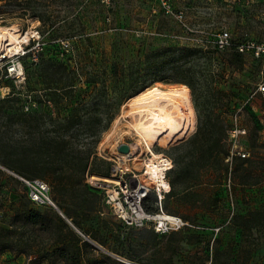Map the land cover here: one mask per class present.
<instances>
[{"label":"rangeland","instance_id":"obj_1","mask_svg":"<svg viewBox=\"0 0 264 264\" xmlns=\"http://www.w3.org/2000/svg\"><path fill=\"white\" fill-rule=\"evenodd\" d=\"M177 4L185 2L178 0ZM186 6L189 27L159 12L154 0H116L109 8L100 0H18L16 5L8 4L16 12L2 15L0 24H16L22 32L33 29L39 33L18 55L0 59V98L12 97L0 101V155L17 169L0 163V222L17 223L16 233L27 250L49 248L52 237L39 226H22L21 213L30 209L47 211L53 229L60 213L50 202H33L30 186L22 178L47 182L48 196L58 207L63 206L59 207L63 213L66 196L72 202L80 199V192H90L89 198L97 210L83 219V226L100 228V234L106 233L111 246L115 245L117 226L134 240L144 231L124 227L105 204L103 190L91 182L111 175L113 162L101 156L99 149L124 104L142 85L159 83L165 88L186 86L195 122L190 132L168 145L156 143L154 150L173 156L188 153L187 140L198 128V113L208 114L216 108L224 111L225 128L239 112V123L247 129L242 141L250 150L253 164L246 176L234 171L229 181L223 169L227 160H214L213 166L200 169L204 159L187 157V161H197L194 171L200 170L207 183L198 191L193 189L190 203L172 199L166 207L206 226V231L196 233L206 239L205 243L196 239L186 242L181 236L152 242L143 237V242L158 247L172 239L178 241L179 252L163 257L172 264H183L190 256L202 254L204 246L211 248L213 244L227 250L221 257L223 264H258L246 263L245 249L253 251L259 247L264 240V225L249 232L233 226L231 220L236 213L264 209V95L257 91L264 80V56L245 54L244 66L235 69L228 60L231 51L218 54L209 40L221 28L228 29L236 41L264 40V0L243 9L200 0ZM28 10L35 15L30 17ZM114 62L119 64V77L113 73ZM13 64H21L23 74L10 72L8 67ZM66 83L74 84L73 88L66 89ZM261 126L263 130L258 131ZM122 130H127V126L123 125ZM124 133L107 143L105 156L114 157L112 151L121 143L137 141L136 135ZM176 145L178 149L173 147ZM89 150L93 152L90 167L84 173L75 172L78 185L66 190V165L76 162L80 170ZM147 156L141 155L132 168L140 169ZM239 163V159H234L233 168ZM88 170L93 174L87 175ZM170 175L177 176L173 172ZM244 181L250 184L242 186ZM56 184L59 190L54 188ZM104 219L111 222L108 232L103 229ZM37 257V253L27 256L17 249L6 250L0 253V264H51L45 259L35 260ZM145 257L153 259V249ZM54 264L64 263L58 260Z\"/></svg>","mask_w":264,"mask_h":264},{"label":"trees","instance_id":"obj_2","mask_svg":"<svg viewBox=\"0 0 264 264\" xmlns=\"http://www.w3.org/2000/svg\"><path fill=\"white\" fill-rule=\"evenodd\" d=\"M18 0H0V17L2 15L12 14L16 12L8 7V4L16 5ZM30 17H33L35 12H31L28 10L27 12ZM26 13V14H27ZM39 20L42 21L43 18L41 16ZM55 46V45H53ZM215 49V48H214ZM215 51L220 52L217 49ZM229 51V50H228ZM231 57L228 59L235 67V69H241L244 66V55L231 49ZM64 53V52H63ZM56 61V59H55ZM59 65H64L61 62H56ZM66 71L69 70V64H66ZM119 64L118 62H114L113 73L116 77H119ZM214 82H220L219 80H214ZM189 86L192 87V84L187 82ZM72 83H66V89L73 88ZM149 87L146 85H142L141 89L137 90L134 94L141 92L145 88ZM264 95V94H263ZM130 96V97H131ZM12 97L9 95L4 98H0V101L6 102L9 101ZM211 110V111H210ZM208 114L201 115L198 113L199 124L197 130L193 133V135L187 140V143L190 145V150L188 153L182 156H173L174 167L169 173V179L171 184V192L173 190L177 191L183 197L189 196L191 193H195L193 188L199 184L207 183L204 178V174L199 170L197 172L194 171V165L196 162L193 160L187 161V157L192 159L198 158V161L205 162L200 165V169H204L207 166L211 165L212 161H217L218 159L227 160L230 156V148L228 142V128L231 125V121L228 123L227 128H225L223 121L224 111L218 110L216 108L210 109ZM232 119V118H231ZM262 126L258 128V131H261ZM178 149V145L173 146ZM93 152L91 150L85 152V157L83 158V164L81 169L78 170V165L76 162L73 164L66 165V190L75 189L76 185H78V180H76L75 172L84 173L90 167V159ZM74 159V158H73ZM234 159H239L240 163L236 168H233ZM0 163L14 169L17 171L13 164L9 163L7 159L3 158L0 155ZM67 164V163H66ZM246 164V166H243ZM253 161L251 158H240L233 157L232 161H227L226 164H223V169L227 172L228 180L232 179V174L235 171L237 175L246 176L249 173V169L252 167ZM1 171V170H0ZM19 172V171H18ZM177 174L174 178H171V173ZM90 170L87 171V175H89ZM241 173V174H240ZM93 174V173H92ZM53 175V174H52ZM44 176V174H42ZM190 176H194L193 179H189ZM189 181H191L189 183ZM214 184V183H213ZM235 184V182H234ZM248 182H241L242 186H247ZM255 184V183H254ZM59 185L56 184L54 188L59 190ZM90 188H92L90 186ZM169 193V194H170ZM167 196V199L169 197ZM80 199L74 200L70 202L66 196V210H64L65 216L71 220V222L75 225L73 227L66 218L61 215H57V223H55V228H51L49 226V219L47 217V211H40L38 209H30L22 214V222L21 225H36L39 226L40 230L44 233H47L50 237H52V242L49 248L45 250H35L33 252L27 250L25 248V242L21 239L15 230L16 222L13 220L1 221L0 222V253H3L6 250H19L20 253H24L27 256H31L34 253L38 254V257L35 260H47L51 264H54L56 261L61 260L64 264H172V262L168 263L169 260L164 259V255L166 253L177 254L179 252L178 241L171 240L166 244L155 247L156 244H147L143 242V237H149L150 242L154 241V239L160 238L164 240V238H172L175 236H181L184 238L186 242L193 241V239L201 242L203 236L201 234H196L199 232H204L208 229L206 226L201 225L199 223L192 222L188 218L183 217L186 221L193 224L194 227L186 226L185 228L177 231H171L166 234L158 233L154 230L153 227L146 226L144 231L140 233L137 239H133L131 235L125 236L124 232L121 231L120 226H117L116 231L117 234H114L115 245L111 246L108 243V237L105 234H100L99 229L91 230L90 228H84L83 219L87 218L90 213H93L97 210L96 205L89 198L90 192H80ZM91 195H93L91 193ZM195 195H198L197 193ZM183 197V198H184ZM167 199L165 201V208L167 210ZM59 204V203H58ZM59 207L63 209V206L59 204ZM169 213L177 214L173 211L167 210ZM181 216V215H180ZM115 217V216H114ZM116 218V217H115ZM233 226L240 228L241 230H248L249 232L253 229H257L258 227L264 225V209H254L249 211L248 213H236L232 217L231 220ZM108 220H103V229L108 232L109 229ZM124 227H126L123 224ZM134 228V227H127ZM20 238V239H19ZM218 240L216 239V242ZM102 247L103 250L107 251L109 254L103 252L98 249V247ZM154 245V246H153ZM155 247V248H154ZM153 249V254L155 257L150 259L145 257V253L149 250ZM248 254L245 258V261H248L251 249H245ZM227 252L225 249L218 247L213 244L210 248V245L207 247L204 246V252L195 254L196 256H190L183 264H223L222 256L223 253ZM160 255V257H159ZM117 257L114 258V257ZM122 257L124 259H122ZM235 258V257H234ZM127 261V262H125Z\"/></svg>","mask_w":264,"mask_h":264},{"label":"built area","instance_id":"obj_3","mask_svg":"<svg viewBox=\"0 0 264 264\" xmlns=\"http://www.w3.org/2000/svg\"><path fill=\"white\" fill-rule=\"evenodd\" d=\"M100 1L109 8L116 0ZM181 1L185 2V5H178V0H154L159 12L175 19L181 26L189 27L185 17L188 8L186 4L195 0ZM200 1L208 3L218 1L232 8L243 9L251 3L260 0ZM209 41L220 52L233 49L243 55L249 54L254 58L264 56V40L258 41L252 38H244L236 41L233 39L232 33L226 28H221L218 32H214ZM8 70L10 72H19V70H22V66L21 64H13L8 67ZM257 91L264 94V80L258 84ZM238 114L239 112H236L232 116L231 125L227 131L230 148V156L227 161L229 162L232 161L233 157L251 158L250 150L242 141L247 134V129L239 123ZM164 157L170 160L171 166L163 165L162 173L157 175L155 179L148 172L149 165L145 161L140 169L125 168L120 165L122 161L120 157L115 156L113 160H110L113 162L111 175L109 176L110 182H106L105 178L102 181L94 180L93 183L91 182L92 186L103 190L105 204L109 207L111 213L126 227L142 228L150 226L161 234L181 230L186 226L194 227L182 216L169 213L165 208V201L171 192L169 173L174 167V161L169 154H165ZM22 180L30 186V197L33 202L38 204L54 203L48 196L50 187L47 182L42 179L28 180L22 178Z\"/></svg>","mask_w":264,"mask_h":264},{"label":"bare ground","instance_id":"obj_4","mask_svg":"<svg viewBox=\"0 0 264 264\" xmlns=\"http://www.w3.org/2000/svg\"><path fill=\"white\" fill-rule=\"evenodd\" d=\"M38 34L33 29L22 32L16 24H0V59L18 55L24 50V45ZM19 71L23 74V70ZM157 84H151L128 99L99 149V154L109 160L120 157V165L125 168H132V164L147 153L148 158L144 161L154 179L162 173L163 165L171 166V162L164 157L165 153L154 150L153 146L156 143L170 144L190 132L195 122L186 86L165 88ZM123 125L127 130H122ZM124 131L137 136V141L126 142L130 146L129 152H121L116 147L112 151L114 157L105 156L107 143ZM105 181L110 182V177L107 176Z\"/></svg>","mask_w":264,"mask_h":264},{"label":"crops","instance_id":"obj_5","mask_svg":"<svg viewBox=\"0 0 264 264\" xmlns=\"http://www.w3.org/2000/svg\"><path fill=\"white\" fill-rule=\"evenodd\" d=\"M204 184H206V183H202V184H199V185H197L196 187H194L193 189H195V191H198L197 189L199 188V187H201L202 185H204ZM223 185H227V184H223ZM184 197V196H183ZM182 196H181V194L180 193H178L176 190L174 191L173 190V192L172 193H170L169 194V197H168V199H167V203L170 201V200H172V199H181L182 201H184L186 204L187 203H190L191 201H190V199H189V196H185L184 198H183ZM173 212H175V211H173ZM176 213V212H175ZM178 215H180V214H178ZM250 261V263H252V262H257L258 264H264V240L262 241V242H260V245H259V247L258 248H256V249H254L251 253H250V256H249V258H248V261H246V263H248Z\"/></svg>","mask_w":264,"mask_h":264},{"label":"water","instance_id":"obj_6","mask_svg":"<svg viewBox=\"0 0 264 264\" xmlns=\"http://www.w3.org/2000/svg\"><path fill=\"white\" fill-rule=\"evenodd\" d=\"M118 150L119 151H121V152H129V150H130V146H129V144H127V143H121V144H119V146H118ZM53 206L56 208V209H58V211H59V213H60V215L62 216V217H64V218H66V220L73 226V227H75V225L71 222V220L70 219H68L66 216H65V214L60 210V208L55 204V203H53ZM76 228V227H75ZM77 229V228H76ZM78 230V229H77ZM79 231V230H78ZM102 248V247H101ZM104 249V248H103Z\"/></svg>","mask_w":264,"mask_h":264}]
</instances>
